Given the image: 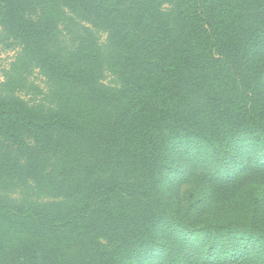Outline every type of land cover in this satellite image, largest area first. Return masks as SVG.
Instances as JSON below:
<instances>
[{"label": "trees", "instance_id": "1", "mask_svg": "<svg viewBox=\"0 0 264 264\" xmlns=\"http://www.w3.org/2000/svg\"><path fill=\"white\" fill-rule=\"evenodd\" d=\"M239 2L0 0V264L127 263L164 204L169 142L212 151L245 128L264 142L249 81L264 0L259 37L240 38Z\"/></svg>", "mask_w": 264, "mask_h": 264}, {"label": "rangeland", "instance_id": "2", "mask_svg": "<svg viewBox=\"0 0 264 264\" xmlns=\"http://www.w3.org/2000/svg\"><path fill=\"white\" fill-rule=\"evenodd\" d=\"M255 5V0H240L236 7L245 27L240 38L252 32L261 36L262 26L253 23L261 20ZM11 57L0 45V81ZM255 62L250 87L255 85L256 100L263 107L264 56ZM229 132L220 137L228 134L219 141L220 149L212 151L184 133L168 143L155 188L164 204L148 212L153 228L142 231L135 243L137 255L124 264H264V142L249 128ZM134 189L128 180L124 190ZM125 240L119 237L109 248L128 247Z\"/></svg>", "mask_w": 264, "mask_h": 264}]
</instances>
